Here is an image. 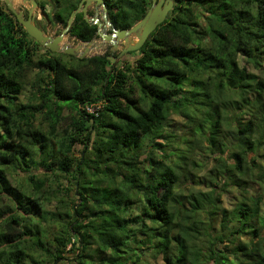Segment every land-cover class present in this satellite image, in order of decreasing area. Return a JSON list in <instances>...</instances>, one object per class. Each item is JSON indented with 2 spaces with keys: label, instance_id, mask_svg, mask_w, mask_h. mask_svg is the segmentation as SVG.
I'll use <instances>...</instances> for the list:
<instances>
[{
  "label": "trees",
  "instance_id": "1",
  "mask_svg": "<svg viewBox=\"0 0 264 264\" xmlns=\"http://www.w3.org/2000/svg\"><path fill=\"white\" fill-rule=\"evenodd\" d=\"M78 1L66 0L63 23ZM150 3L104 0L119 29ZM94 30L77 14L68 33L89 41ZM128 55L133 65L119 68L106 55L51 53L0 2V264H264V118L252 119L264 116V0H173ZM196 150L215 154L214 170L237 193L232 210L223 190H180L182 178L199 184ZM38 167L72 181L69 210L43 209ZM11 170L27 173L35 193L13 186Z\"/></svg>",
  "mask_w": 264,
  "mask_h": 264
},
{
  "label": "rangeland",
  "instance_id": "2",
  "mask_svg": "<svg viewBox=\"0 0 264 264\" xmlns=\"http://www.w3.org/2000/svg\"><path fill=\"white\" fill-rule=\"evenodd\" d=\"M16 5L20 6L22 4H20V2H16ZM46 9L47 10L49 9L48 5H46ZM65 41L71 45L77 44V42L75 40H72L68 37H66ZM100 54L101 53H99V54L94 53V54H91L90 56H96V55H100ZM136 57L137 56H135V55L126 54L121 59H119L118 61L115 62V66L122 68V66L124 64L133 65ZM249 70L251 71L250 68H249ZM35 73H36V71L28 74V76L25 80V87L20 92L18 102H21L22 104H26L29 101V99L31 98V92L33 91L32 86H33V83L35 82V78H36ZM33 102L34 101H30V103H33ZM98 108H100V105H98L97 107H93V108L89 107L88 112H92L94 110H97ZM67 113H68L67 111H64L63 115H67ZM250 115H251V113H250ZM243 118H244L243 121L251 119V117H243ZM263 118H264L263 114H258V113H255V115H254V113L252 114V119H253V121H255L256 126H260L262 124ZM70 119L71 118L69 117V120ZM177 122H180V120L175 115L171 116V122H170L169 128H171ZM35 126H37L38 128H42L44 126L45 130L48 131V128L46 127L47 124L44 122V116L41 114L36 115ZM65 126H66V123H63L62 126H60V128L57 129L56 135L61 134L63 129L65 128ZM80 149H81L80 147L76 146V152H75L76 157L79 155L78 152L80 151ZM144 156L145 155H143L141 158H144ZM214 157H215V154H212L210 152H204V151H200V150L194 151L193 152V159H195L197 161V163L200 167L196 168V171H198L196 173L198 178L197 179L193 178V179H195L196 182H199V184L193 183L191 181L192 180L191 178L190 179L189 178H187V179L182 178L181 182H183V184L181 185L180 190L183 193H189L194 188H199V190H201L202 192H208L210 190H214L215 192H218V191L223 190V191H221L222 196H220V199L222 200L221 206L223 208H225L226 210H232V205L235 202V198L237 197V193L235 192V190L232 191L231 188L224 186V184L227 183L226 180L219 174V172L217 170H214V166L216 165V163L213 160ZM249 157H252V155H249ZM228 163H230V162H228ZM251 165L256 167L255 163L254 164L251 163ZM249 170L251 171V169H249ZM254 171L255 172H253V174H255L257 172L256 170H254ZM31 173L37 175V177H40V178H43L44 175L47 176V181L44 182L43 189H41L40 192L37 193V196L39 198V202L42 204V207L44 210H47L48 212H61V213H64L65 210H69V207L71 206V202L73 201L72 191H71V186H70L72 181L64 179L63 177H62L63 179L61 177H59V178L54 177V175L49 174V172H45V170H43L42 167H38L36 169H33V171ZM8 177H9V180L13 186H19L20 185V186L24 187L25 189H30V191L32 193H35L34 192L35 190L31 187V184H29L30 182L28 183V181H27V179H28L27 173L19 172L18 174H16V172L14 170H11ZM240 177L242 180L247 182L246 184L248 186H251L253 188L258 189V187L252 183L253 181H255V182L258 181L255 179V177L252 178L249 175L240 176ZM209 183H211V185H210L211 187H209ZM60 199L62 201H59ZM4 203L5 202H0V205H4ZM3 209H5V207L1 206L0 207L1 213H2ZM4 216H6V215H4ZM42 225L48 227L47 228L48 233L49 232H51V233L55 232L58 229V227L56 225L51 224L50 222H48V223L43 222ZM226 236H227L228 240H232V238L228 232L226 233ZM244 240H245L244 238H237V239H234L233 242H237V241L242 242ZM206 247H207V245H206ZM216 247L221 249L222 245H216ZM68 257H71V256L68 255ZM58 264H70V262L62 261Z\"/></svg>",
  "mask_w": 264,
  "mask_h": 264
},
{
  "label": "water",
  "instance_id": "3",
  "mask_svg": "<svg viewBox=\"0 0 264 264\" xmlns=\"http://www.w3.org/2000/svg\"><path fill=\"white\" fill-rule=\"evenodd\" d=\"M0 2L5 5L6 9L10 11L12 15H14L17 23L23 28L27 35L49 52L61 53L78 59L88 58L91 57V53L87 46L80 50L82 45H89L94 40H100L103 46V51L100 55H103L107 47L111 53L119 49L117 56H105L106 60H108L112 66H114L115 62L121 59L124 55L139 50L150 33L153 32L158 25L163 23L167 14L173 8V0H151L148 10L140 20L130 28L119 29L115 28L110 20L107 19L106 7L103 0H80L77 8L69 14L66 21V27L59 35L51 37L46 35L45 32L39 29L34 23V9L40 16L47 19L46 13L42 10H38L34 0H0ZM16 2H20V4L25 6L30 5L28 8V16L26 18L23 17L21 10L16 9ZM92 2H94L96 6L100 5L101 7L100 17L102 23L96 17L89 18L85 14L87 6ZM80 12L83 14L86 23L92 22L97 26V35L99 38L91 39L89 41H79L74 39L78 43L71 45L65 41V34L71 26L75 16ZM53 21L55 22V19H53Z\"/></svg>",
  "mask_w": 264,
  "mask_h": 264
},
{
  "label": "flooded vegetation",
  "instance_id": "4",
  "mask_svg": "<svg viewBox=\"0 0 264 264\" xmlns=\"http://www.w3.org/2000/svg\"><path fill=\"white\" fill-rule=\"evenodd\" d=\"M34 1L36 2L38 10L44 11L46 13V16H47V19H45L44 17L40 16L38 14V12L34 9L33 10V20H34L35 25L39 29L44 31L45 34L48 35V36L55 37V36L59 35L62 32V30L66 27V21H67L68 16H69V15L67 16V18L65 19V23H63L62 22L63 9H64L65 5H67L66 0H34ZM79 1L77 3V6L79 4ZM46 5H48V7H49L48 10L46 9ZM53 5H54V8H53ZM77 6H76V8H77ZM29 7H30V5H28V6H25V5L17 6L16 5V9L22 11L24 18H26L28 16V8ZM100 12H101L100 5L96 6L95 3L92 2L89 6H87L85 14L89 18L96 17L102 23V20H101V17H100ZM78 14H81V16L83 18V14L81 12L78 13ZM106 17H107V9H106ZM53 19H55V22L53 21ZM83 20H84V18H83ZM87 24L91 25V26L93 25L95 27V30H94V32L92 34L91 39H98L99 36L97 35V30H98L97 26L95 24H93L92 22L87 23ZM71 26H72V24H71ZM70 27H69V29H70ZM69 29H68V31H69ZM68 31L65 34L66 37H68V38H70L72 40L76 39L74 37H70ZM76 40H78V39H76ZM118 52H119V49L117 51L111 53L109 48L107 47L105 49L103 55H106V56L109 55V56L115 57V56H117Z\"/></svg>",
  "mask_w": 264,
  "mask_h": 264
},
{
  "label": "bare ground",
  "instance_id": "5",
  "mask_svg": "<svg viewBox=\"0 0 264 264\" xmlns=\"http://www.w3.org/2000/svg\"><path fill=\"white\" fill-rule=\"evenodd\" d=\"M85 46L88 47L91 54H94V53L99 54V53H102L103 51V46L100 40H94L89 45H82L80 50H82Z\"/></svg>",
  "mask_w": 264,
  "mask_h": 264
}]
</instances>
